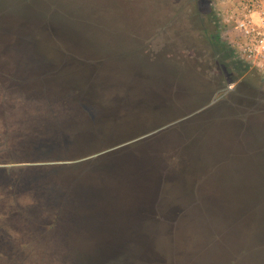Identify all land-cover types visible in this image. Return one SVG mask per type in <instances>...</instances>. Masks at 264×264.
Returning <instances> with one entry per match:
<instances>
[{
	"label": "water",
	"instance_id": "1",
	"mask_svg": "<svg viewBox=\"0 0 264 264\" xmlns=\"http://www.w3.org/2000/svg\"><path fill=\"white\" fill-rule=\"evenodd\" d=\"M115 2L83 4L124 19L137 36L122 33L121 44L136 49L144 29L135 7ZM8 13L0 67L20 99L15 147L22 161L69 162L31 173L0 165V264H233L246 246L252 254L237 264H264V249H253L264 241V141L228 108L207 109L215 100L177 120L168 84L179 72L164 57L138 51L147 67L86 51L77 34L104 31L60 18L58 29L31 28L39 23ZM192 117L176 149L143 145Z\"/></svg>",
	"mask_w": 264,
	"mask_h": 264
},
{
	"label": "rangeland",
	"instance_id": "2",
	"mask_svg": "<svg viewBox=\"0 0 264 264\" xmlns=\"http://www.w3.org/2000/svg\"><path fill=\"white\" fill-rule=\"evenodd\" d=\"M115 1L116 6L122 2V0ZM126 1L135 7V24L139 23L144 29L142 36H139L140 40L137 44L140 45L137 50L121 44L120 34L137 36L135 32L134 35L124 27H128L124 19L121 18L120 21L117 15L115 23L112 17H107L108 13L104 15L102 9L95 12L91 8L84 7L85 4L80 0H0V14L9 11L8 15H19L39 23H33L30 25L31 28L47 25L49 29L51 27L58 29L61 27L59 18L91 24L105 33L99 35L94 31L92 35H88L79 32L76 38L84 43L86 51L93 49L108 53L115 52L116 57L134 64L139 62L147 67L151 65L146 56L138 51L147 53L151 59L160 60L164 57L166 65L171 70L179 72L168 84L170 93L168 106L173 112L183 115L177 120L193 114V110L199 107V104L209 105L218 97L217 89L224 85L231 86L236 90L235 93L207 109L228 108L233 112L232 118L242 123L247 134L264 141V74L255 65L239 56L237 45L239 30L236 23L229 21L231 11L243 0ZM108 10L110 13L111 10L109 8ZM56 20L60 26L55 24ZM204 29H208L211 34L216 30L224 45H214L208 41V31L204 32ZM233 57L235 60L239 58L242 60V67L240 65L237 69L231 65ZM112 59L117 62L116 58ZM5 60L6 58L2 57L0 62ZM205 60L208 62L202 64ZM228 70H231V74ZM10 75L0 67V165L26 164L29 166H15L13 169L27 168L26 173L55 167L63 168L64 165L31 166L59 161H22L24 154L17 149L16 144L20 139L18 134L21 132L19 120L22 115L16 111L20 99H16L9 92ZM202 112L198 117L203 116ZM193 118L195 117L160 130L146 138L143 145L151 144L152 147L159 146L161 149L165 147L176 149L177 142L183 137L182 128L190 127ZM16 158L19 161H16ZM64 162L69 161L59 163ZM3 196L0 193V199ZM23 204L29 206L32 201L25 199ZM19 247L22 251L31 249L26 243L19 244ZM39 264H43V261Z\"/></svg>",
	"mask_w": 264,
	"mask_h": 264
},
{
	"label": "built area",
	"instance_id": "3",
	"mask_svg": "<svg viewBox=\"0 0 264 264\" xmlns=\"http://www.w3.org/2000/svg\"><path fill=\"white\" fill-rule=\"evenodd\" d=\"M229 21L239 30V56L264 74V0H243L233 8Z\"/></svg>",
	"mask_w": 264,
	"mask_h": 264
},
{
	"label": "trees",
	"instance_id": "4",
	"mask_svg": "<svg viewBox=\"0 0 264 264\" xmlns=\"http://www.w3.org/2000/svg\"><path fill=\"white\" fill-rule=\"evenodd\" d=\"M75 1H77V0H75ZM84 0H80V2L82 3ZM209 37V36H208ZM208 41H210L212 44H214V45H224V42L221 40V37H220V35L218 34V32H216V30L214 31V33H213V35H212V37L211 38H208L207 39ZM240 59V58H239ZM235 60V58L233 57L232 58V63H231V65L234 67V68H237V67H239L240 65H241V67H242V60ZM238 69V68H237ZM263 201H264V199H263ZM51 228H52V226H51ZM253 249H254V251L256 252V253H259L262 249H264V241L263 242H261L260 244H258V245H255L254 247H253ZM252 254V250L249 248V247H245L244 249H242L240 252H239V254L237 255V256H235V260L233 261V264H237V262L238 261H240V260H242L243 259V257H247V256H250Z\"/></svg>",
	"mask_w": 264,
	"mask_h": 264
},
{
	"label": "flooded vegetation",
	"instance_id": "5",
	"mask_svg": "<svg viewBox=\"0 0 264 264\" xmlns=\"http://www.w3.org/2000/svg\"><path fill=\"white\" fill-rule=\"evenodd\" d=\"M207 32L208 31V29H204V32ZM212 35L213 34H211L209 31H208V38H211L212 37ZM203 56H206L205 54H203ZM206 62H208V60H205V61H203L202 62V64H204V63H206ZM218 65V64H217ZM227 68H229L228 66H227ZM229 72L228 73H230L231 74V70H228ZM218 90V97L217 98H215L214 100H215V103L217 102H220L221 100H225V99H227V97L230 95V94H233V93H235L236 92V90H234V88L233 87H226L225 85L224 86H222L221 88H219V89H217ZM214 103V104H215ZM213 104V105H214Z\"/></svg>",
	"mask_w": 264,
	"mask_h": 264
}]
</instances>
